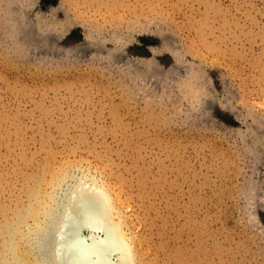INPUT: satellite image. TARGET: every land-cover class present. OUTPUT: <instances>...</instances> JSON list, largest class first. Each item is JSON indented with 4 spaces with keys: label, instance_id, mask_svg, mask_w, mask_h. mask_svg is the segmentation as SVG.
Returning a JSON list of instances; mask_svg holds the SVG:
<instances>
[{
    "label": "rangeland",
    "instance_id": "obj_1",
    "mask_svg": "<svg viewBox=\"0 0 264 264\" xmlns=\"http://www.w3.org/2000/svg\"><path fill=\"white\" fill-rule=\"evenodd\" d=\"M60 172L136 264H264V0H0V219Z\"/></svg>",
    "mask_w": 264,
    "mask_h": 264
},
{
    "label": "bare ground",
    "instance_id": "obj_2",
    "mask_svg": "<svg viewBox=\"0 0 264 264\" xmlns=\"http://www.w3.org/2000/svg\"><path fill=\"white\" fill-rule=\"evenodd\" d=\"M84 173L61 194L64 172L26 185L25 201L0 219V264H136L125 218L103 180Z\"/></svg>",
    "mask_w": 264,
    "mask_h": 264
}]
</instances>
